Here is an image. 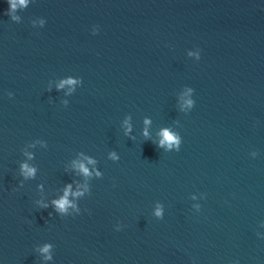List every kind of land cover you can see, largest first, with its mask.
Instances as JSON below:
<instances>
[{
	"label": "water",
	"instance_id": "1",
	"mask_svg": "<svg viewBox=\"0 0 264 264\" xmlns=\"http://www.w3.org/2000/svg\"><path fill=\"white\" fill-rule=\"evenodd\" d=\"M8 9L0 264H264V0Z\"/></svg>",
	"mask_w": 264,
	"mask_h": 264
},
{
	"label": "clouds",
	"instance_id": "2",
	"mask_svg": "<svg viewBox=\"0 0 264 264\" xmlns=\"http://www.w3.org/2000/svg\"><path fill=\"white\" fill-rule=\"evenodd\" d=\"M8 4H9V9L7 11V15L11 16V13L16 9L17 7V3L24 5L27 3V0H7ZM12 19H16V17H11ZM68 83H71V81H68ZM9 95H11V93H9ZM189 104V106L192 105V101L189 100L187 102ZM164 137L166 138V140H162L161 144L159 146H163L164 143L166 142H172V143H168V147L171 148L173 147V144H175L177 146V151L180 150L179 148V144H180V140L177 137L175 140L173 138L172 135H169L166 131L164 132ZM31 158V157H30ZM112 160H116L117 157L115 155V153H112L111 155ZM93 161L89 160V163H92ZM80 170L85 174V175H90L89 170L83 165L80 164L79 165ZM37 169L34 167H30L28 163H23L20 165V172L21 175L25 178H34L35 174H36ZM99 175V173L97 174ZM23 186V182H20V187ZM70 189H71V185H67L65 188V192L63 197L59 198V199H53L51 201V205L53 206L55 212L59 213L60 216L64 217V216H69L71 214H69V208H74L76 211V215L80 214V208H78L75 204L72 203V201H70L68 199V196L70 195ZM73 195H82V193H75ZM40 209H46L49 207V205L47 203H40L39 204ZM51 215V214H49ZM156 216L159 217L160 219H163V216L161 215V211L159 209V207L157 208L156 211ZM53 247V245L51 243H46L43 247H41L39 249V251L44 255V258L46 260H51L53 257L51 255V248Z\"/></svg>",
	"mask_w": 264,
	"mask_h": 264
}]
</instances>
